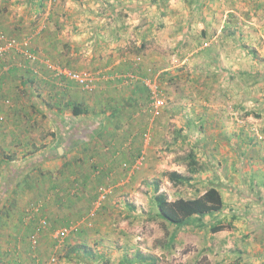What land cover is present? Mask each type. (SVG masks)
Returning <instances> with one entry per match:
<instances>
[{
    "label": "crops",
    "instance_id": "obj_1",
    "mask_svg": "<svg viewBox=\"0 0 264 264\" xmlns=\"http://www.w3.org/2000/svg\"><path fill=\"white\" fill-rule=\"evenodd\" d=\"M47 11H34V15L39 16L38 21L32 16L16 20L13 13H0V28L9 37L29 38L31 50L45 56L43 60L53 59L55 64L74 71L92 72L97 80L95 87L87 90L74 81L59 79L49 73L42 59L38 63L25 60L27 66L24 69L13 66L15 57L11 62L0 63V114L5 117V121L0 122V242L8 241L10 244L7 245L12 248L1 249L0 260L6 264H33L28 258L30 255L20 249L24 247L21 242L24 243L26 236L31 234L39 218L49 222L44 238L48 234L52 236L51 233L62 226L94 223L100 228L105 222L103 213L107 204L94 220L90 218L86 222L93 201L98 199V185L105 179H115L111 182L114 187L125 186L118 182L134 172L132 166L144 154L149 172L156 173L158 178L164 171L166 176L177 172L189 177L190 182L184 185L190 192L199 193L198 197L206 192L207 186L225 192V212L228 203L243 201L239 195L246 194L239 189L242 184L248 187L250 195L259 196L248 198L250 204L247 201L246 206L254 208L249 217L242 218V224L238 218L231 228L215 234L224 236L222 238L226 240L223 241L231 244L236 233L247 231L258 242H248V246L253 245L254 252L264 256V239H257V236H264V209H259L264 208V169L257 164L251 165L249 174L245 169L241 177L239 162L235 169L231 165L220 167L225 158L232 162L242 159L257 163L259 155L255 149L248 159V154L242 157L244 152L235 154L236 158L220 153L226 142L221 137L224 133L223 113L222 107L206 103L212 91L171 92L172 104L155 119L148 106V89L143 85V79L140 80L147 75L144 69L138 70L142 77L134 80L127 77L129 66L123 74L95 73L93 69L116 66L123 58H116L103 43L107 42V39L103 41L105 32L100 36L98 27L93 32L90 25L79 27V22V25L71 26L69 38H64L60 36L64 25L57 24L62 17ZM70 16L63 14V19ZM96 35L100 39L95 40ZM115 59L117 63L114 64ZM235 130L238 132L235 145L239 147L245 141L241 139L242 126ZM249 141L254 144V139ZM163 145H167L170 152L165 156L159 151ZM249 146L247 144V148ZM181 147H190L189 154L178 152ZM200 149L205 151V156ZM19 161L25 164L17 167ZM200 178L210 180L204 190ZM166 180L174 187L181 186L170 182L168 176ZM152 186L155 192L156 186L159 187L157 193L162 190L158 183ZM116 191L119 192L117 188ZM168 195L170 201L178 199L173 200L170 193ZM109 203L110 207L111 201ZM38 206L39 213L34 211ZM229 210H233L231 206ZM215 216L219 218L218 214ZM204 219L206 217L200 223L194 221L180 230L196 233L199 227L207 226ZM223 220L224 217L215 224L209 223L208 228L226 227ZM173 229L170 241L174 233L180 235V230ZM90 237L89 234L85 238ZM165 247L168 249L169 246Z\"/></svg>",
    "mask_w": 264,
    "mask_h": 264
},
{
    "label": "rangeland",
    "instance_id": "obj_2",
    "mask_svg": "<svg viewBox=\"0 0 264 264\" xmlns=\"http://www.w3.org/2000/svg\"><path fill=\"white\" fill-rule=\"evenodd\" d=\"M42 3L43 6L38 1L3 0L0 13H13L16 20L32 16L38 21L39 16L34 15V11L46 8L47 12L62 17L57 24L64 25L60 31V36L64 38H69L71 26H77L79 22V27L90 25L93 32L98 27L100 36H103L101 32H105L103 41L107 39V42L103 43L106 47L115 53L113 55L116 58L124 59L121 58L116 66L93 71L123 74L122 71L129 66L127 77L138 79L142 77L138 70L142 72L144 69L147 75L140 80L156 85L160 97L165 101L160 115L155 116L151 107L150 88L144 82L143 85L148 89V106L155 119L161 117L163 110L172 104L169 96L171 92L212 91L206 103L220 109L222 107V110H218L223 113L224 133H221V137L226 142L220 153L235 157V154L244 152L242 157L248 154V159L249 153L252 154L255 149L259 155L257 163L242 159L232 162L230 158H225L220 167L231 165L235 169V164L239 162L241 177L245 169H248L249 174L251 165L257 164L264 169V0H43ZM63 14L71 16L63 19ZM3 33L8 37L6 32ZM96 39L100 38L96 35ZM36 53L40 59L46 58ZM8 60H13V66L17 69L27 66L24 57L17 53L11 54ZM48 61L55 65L53 59ZM237 125L242 126L241 139L245 140L239 147L235 145ZM250 139H254V144ZM247 144L250 148H247ZM167 150L169 147L163 145L159 149L161 156L169 154ZM190 150V147H181L178 152L184 155L189 154ZM200 152L205 156L204 150L200 149ZM144 157L142 166L138 169L132 166L134 172L130 171L134 175L128 173L118 182L125 186L114 187L111 182L115 179H105L98 185V191L102 187L111 190L103 205L97 209L96 216L91 218L94 220L107 204L103 213L105 222L100 228H96L94 223L71 225L68 227L71 229L70 234L60 242L56 238L59 228L51 233L52 236L48 234L44 238L48 227L43 231L36 248L30 246L27 235L25 242H21L24 247L20 250L30 255L28 258L33 264H45L52 258L57 259L56 264H130L128 261L131 259L140 262L138 254L152 259L139 264H264V256L254 252L253 245L248 246V242L252 241L258 244L251 233H236L230 244L223 241L226 240L222 238L224 236L208 228L209 223L215 224L223 217L226 223L224 228H231L230 225L237 222L238 218L242 224V218L249 217L254 208L246 206L248 202L250 204L248 198L259 196L250 195L248 187L242 184L239 189L246 191V194L239 195L243 201L228 203L226 212L222 210L217 213L219 218L216 214L206 216L204 222L207 226L199 227L196 233L180 230V235L172 243L170 236L174 229L157 217L158 210L154 203L157 192L152 184L158 183L162 188L160 193H170L173 200L181 197L198 198L199 193L190 192L185 185L174 187L168 184L165 171L160 172L162 176L158 178L156 173L148 171L147 155L144 154ZM16 163L17 167L25 164L23 161ZM123 169L126 170L125 167ZM200 180L204 190L210 180ZM123 191V194H119ZM221 195L226 200V193L222 192ZM96 201H93L91 210L95 209ZM230 206L233 210H229ZM240 228L244 229L242 226ZM89 234L91 237L86 239ZM257 237L260 241L264 239V236ZM7 244L10 242L1 241L0 250L12 249Z\"/></svg>",
    "mask_w": 264,
    "mask_h": 264
},
{
    "label": "built area",
    "instance_id": "obj_3",
    "mask_svg": "<svg viewBox=\"0 0 264 264\" xmlns=\"http://www.w3.org/2000/svg\"><path fill=\"white\" fill-rule=\"evenodd\" d=\"M13 53H17L24 57L25 60H28L33 63L40 62V57L37 53L31 50V40L25 39V40H19L15 37H7L5 33L0 28V61H6V59ZM45 64V67L48 71L54 73L57 78L59 79H68L71 81H74L79 86H81L84 89L90 90L95 87L96 84V76L92 75L91 73H81L74 71L72 69H68L66 67L60 66V65H52L50 61H43ZM8 69V68H6ZM134 80V78H131ZM145 82V81H144ZM148 87L150 88V101H151V107L154 111L155 116H159L162 108L165 106V101L160 97V91L159 88L156 85H150V83H146ZM1 93V89H0ZM5 117L0 114V122H4ZM144 155L139 157L137 162L134 164V169H138L140 166H142L144 162ZM127 167L128 165H124ZM111 193V190H109L106 187H102L98 191V199L95 203V209L91 210L89 213V218H94L96 216V211L98 208H100L104 201L107 199V196ZM35 212H40V206L36 207L34 209ZM48 221L44 218L39 220L40 231H36V233L32 234L30 237V242L34 247L38 245L39 242V234L40 232H43L45 229H47ZM71 229L68 227L59 228L56 235V238L60 239V242H63L62 238L67 237L70 234ZM58 239V241H59ZM59 242V244H60ZM57 259L52 258L48 260L45 264H56Z\"/></svg>",
    "mask_w": 264,
    "mask_h": 264
},
{
    "label": "trees",
    "instance_id": "obj_4",
    "mask_svg": "<svg viewBox=\"0 0 264 264\" xmlns=\"http://www.w3.org/2000/svg\"><path fill=\"white\" fill-rule=\"evenodd\" d=\"M43 6V3L40 2ZM45 7V6H44ZM46 8H43L45 11ZM169 181L174 183V185H184L190 182V178L184 175L178 174L177 172H172L167 174ZM156 191L159 192V187L156 186ZM154 203L157 206V217L161 220L165 221L169 225L175 227L178 231L186 226H190L194 223V221H202V218L206 216H213L217 213H220L224 208V201L220 191L217 187H209L206 192L194 199H185L178 198L175 201H170L169 197L165 193H157L154 198ZM46 219V218H44ZM47 220V219H46ZM48 221V220H47ZM193 221V222H192ZM39 220L35 224L31 234L29 235V244L31 247L36 248L30 242V237L32 234L36 233V231H40ZM69 227L62 226L60 228ZM40 229V230H39ZM48 229V228H47ZM224 229L223 226H213L212 232L217 233ZM46 230V229H45ZM43 232H40L39 239ZM176 233H174L171 237V242L173 243L176 239ZM58 243V242H56ZM75 250L77 248L75 247ZM88 253V252H87ZM140 262H145L146 260H152L150 257H144L141 254H138ZM130 264H133V261H128Z\"/></svg>",
    "mask_w": 264,
    "mask_h": 264
}]
</instances>
